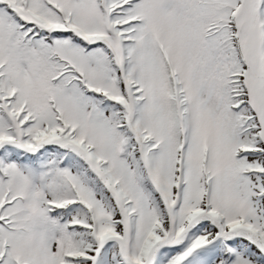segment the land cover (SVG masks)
<instances>
[{"label": "snow or ice", "instance_id": "6c2138e0", "mask_svg": "<svg viewBox=\"0 0 264 264\" xmlns=\"http://www.w3.org/2000/svg\"><path fill=\"white\" fill-rule=\"evenodd\" d=\"M0 264H264V0H0Z\"/></svg>", "mask_w": 264, "mask_h": 264}]
</instances>
